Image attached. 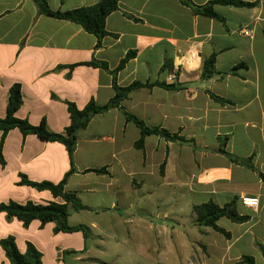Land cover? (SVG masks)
I'll use <instances>...</instances> for the list:
<instances>
[{"label":"crops","instance_id":"1","mask_svg":"<svg viewBox=\"0 0 264 264\" xmlns=\"http://www.w3.org/2000/svg\"><path fill=\"white\" fill-rule=\"evenodd\" d=\"M99 1L48 5L65 13ZM218 1L121 0L99 39L41 14L33 0H0L1 119L19 86L16 117L33 126L45 121L50 132L64 134L69 104L102 107L115 97L114 82L142 85L79 131L72 162L59 142L18 128L8 133L0 204H63L22 181L58 184L73 169L64 191L75 193L84 209L70 208L68 224L87 231L57 233L55 223L24 226L0 213V241L14 237L22 254L33 244L43 264H247L245 257L264 264V0H238L246 7ZM208 6L216 17L204 12ZM212 57L214 72L204 78ZM126 113L188 143L142 138ZM243 198L258 206L243 205ZM234 200L249 220L220 219L229 237L196 224L194 206ZM0 264H10L1 246Z\"/></svg>","mask_w":264,"mask_h":264},{"label":"trees","instance_id":"2","mask_svg":"<svg viewBox=\"0 0 264 264\" xmlns=\"http://www.w3.org/2000/svg\"><path fill=\"white\" fill-rule=\"evenodd\" d=\"M38 6L39 12L47 17L66 20L76 23L84 28V30L90 34H94L99 39H102L106 34V20L110 14L118 9V4L121 0H100L99 3L92 7L77 9L68 11L65 13L54 12L48 5V0H33ZM218 2L225 5H233L238 7L251 6L249 3H244L238 0H219ZM204 12L212 17H216V14L210 9L205 7ZM135 55L131 52L121 62L118 69L111 71L116 74L117 71L122 69L124 65ZM168 63L165 64V66ZM215 59L212 57L205 63L204 78H210L214 72ZM94 66H100L106 70H109L106 63H93ZM142 87L139 83H134L128 87H120L114 82L115 97L105 106L99 107L94 103H91L83 110H79L75 105L69 104V113L71 124L66 128L64 134L52 133L48 130L45 121L39 126H33L26 120H21L16 117V112L22 106V95L19 86H14L10 92V100L8 104L7 116L4 119L0 118V132L2 133V139L0 143V166L5 164L2 156L3 144L8 133L18 128L23 135L34 134L38 138L46 142H59L63 144L69 154L72 162L73 155L76 150L78 133L85 129L92 118L97 114H102L110 110L111 108L118 107L121 101L128 96V94ZM127 119L134 122V124L140 129L142 138L146 135H160L166 139L179 140L181 142H187L184 138L177 134L171 135L168 131L163 129H150L138 118L126 113ZM142 139L137 143L141 146ZM234 162H238L233 159ZM73 172V169L72 171ZM71 172L67 174L63 181L58 184L51 182L35 183L27 179L22 181L23 185H27L37 189L38 191H50L55 198H62L63 204L49 203L47 205L34 204L28 202L25 205L18 204L16 202H10L8 204H0V213H6L8 217H16L20 220L24 226H29L33 221L38 220L42 225L47 223H55V232H83L86 235L87 229L83 226L72 227L68 224V218L70 216V208L75 211H81L84 209L81 201L77 195L72 192L64 191V187L67 183L68 177ZM193 212L196 216V224L201 228H210L229 237V233L218 226V221L222 218H227L234 223H244L249 220L247 216H241L236 208V201H232L229 204L220 206L213 201H209L200 205L194 206ZM0 246L5 251L6 257L10 261V264H43L42 253H40L36 247L28 243L26 253H20L16 239L12 236L2 239ZM264 252V249L262 248ZM244 261L247 264H255L254 259L251 257H245Z\"/></svg>","mask_w":264,"mask_h":264},{"label":"built area","instance_id":"3","mask_svg":"<svg viewBox=\"0 0 264 264\" xmlns=\"http://www.w3.org/2000/svg\"><path fill=\"white\" fill-rule=\"evenodd\" d=\"M242 33H243L245 36H251V35H252V31L249 30V29H247V28L243 29V30H242ZM249 200L256 201V203H254V204H248V203H246V201H249ZM242 203H243V205H245V206L253 207V208L258 206V200H257V199L243 198V199H242Z\"/></svg>","mask_w":264,"mask_h":264},{"label":"clouds","instance_id":"4","mask_svg":"<svg viewBox=\"0 0 264 264\" xmlns=\"http://www.w3.org/2000/svg\"><path fill=\"white\" fill-rule=\"evenodd\" d=\"M246 203H248V204H254V203H256V201L249 200V201H246Z\"/></svg>","mask_w":264,"mask_h":264},{"label":"rangeland","instance_id":"5","mask_svg":"<svg viewBox=\"0 0 264 264\" xmlns=\"http://www.w3.org/2000/svg\"><path fill=\"white\" fill-rule=\"evenodd\" d=\"M66 263H67V264H73V263H71V262H68V261H66Z\"/></svg>","mask_w":264,"mask_h":264}]
</instances>
